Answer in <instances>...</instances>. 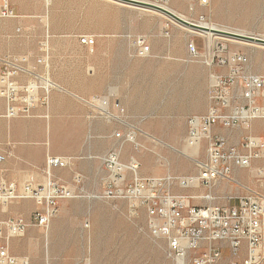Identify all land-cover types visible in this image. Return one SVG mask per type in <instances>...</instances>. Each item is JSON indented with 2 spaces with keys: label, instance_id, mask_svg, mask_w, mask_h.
<instances>
[{
  "label": "rangeland",
  "instance_id": "374dc122",
  "mask_svg": "<svg viewBox=\"0 0 264 264\" xmlns=\"http://www.w3.org/2000/svg\"><path fill=\"white\" fill-rule=\"evenodd\" d=\"M37 2L43 3L41 18L17 17L14 3L29 7ZM9 3L16 16L2 17L0 0V73L4 59L17 57L27 69L18 75L17 79H23L17 80L19 83L31 81L34 73L47 74L58 85H61L58 80L70 81L80 88V94L72 92L74 98L106 97L112 113V116L92 114L77 98L86 107L92 123L86 119L70 122L63 116L51 121L45 115L50 120L49 127L44 132L39 130V137L51 153L45 158L40 181L34 177L35 181L44 183L50 175L76 196L60 200L49 228H40L31 241L27 237L23 241L27 232L15 238L14 254L28 257L30 264H180L168 255L165 238L152 234L144 208L133 215L128 199L105 195L109 172L102 158L117 150L122 162L128 164L135 159L139 163L138 172L143 177L197 174L193 158H206L207 142L190 145L188 149V120L208 110L211 73L227 71V67L204 63L202 54L213 38L191 32L167 15L118 0H50L49 5L46 0H9ZM169 5L193 23L213 22L252 36L264 34V0H211L206 6L195 2L193 9L189 0H172ZM67 30L80 33H53ZM84 35L95 37L92 48L81 43ZM139 36L151 47L147 56L138 53L135 40ZM224 36L228 35L213 40L227 45L230 51L246 54L247 70L264 74L263 47L236 43L230 36L229 39ZM43 42L47 44V53L42 49ZM191 42L196 44L198 56L191 54ZM52 91L67 92L60 86ZM238 92L235 88L236 97ZM50 93L45 98L40 90L34 108L49 106ZM236 97L231 100L232 107L241 102ZM0 99L6 110L1 88ZM32 112L30 116L14 118L31 117ZM132 130L136 132L135 142L126 138ZM215 131L225 135L231 145L239 146L248 135L264 139V119H252L234 128L217 126ZM49 156L66 157L69 164L49 170ZM77 176H81L80 181ZM232 178L213 184L211 189L216 197L213 203L227 204L228 197L242 195L246 188L264 193V156L245 168L233 166ZM169 189L189 195H205L209 191L201 184L182 188L177 181ZM194 203L206 204L208 200ZM38 207L35 206L32 216ZM16 216L23 215L13 213L9 217ZM53 221H57L54 228ZM230 258L229 250H225L223 262Z\"/></svg>",
  "mask_w": 264,
  "mask_h": 264
},
{
  "label": "built area",
  "instance_id": "2783aa9c",
  "mask_svg": "<svg viewBox=\"0 0 264 264\" xmlns=\"http://www.w3.org/2000/svg\"><path fill=\"white\" fill-rule=\"evenodd\" d=\"M2 1L1 16L15 17L9 0ZM135 1L165 8L172 0ZM189 1L191 9L195 2L201 6L211 2ZM200 18L205 20L203 16ZM166 33L169 35L168 29ZM214 37L215 40L218 36ZM213 39L202 54L204 63L210 67H227V71L211 73L208 110L188 120L189 145L200 146L204 140L207 142L206 158H193L197 174L143 177L138 172L139 163L135 159L126 164L120 160V152L115 150L102 158V164L109 172L104 193L111 198L128 199L133 215L139 214L140 209L144 208L152 234L165 238L168 255L180 264H264V193L246 188L242 195L228 197L227 204H215L213 201L216 197L211 189L220 179L233 180V166L245 168L254 159L264 156L263 138L248 135L237 146L231 145L225 135L215 131L217 126L234 128L252 119H264V74L248 71L249 57L246 54L230 51L227 45L215 43ZM80 41L92 48L95 37L84 35ZM135 44L141 56L151 52L144 37H137ZM41 45L47 53V44L43 42ZM189 48L193 56H198L194 42L189 44ZM3 66L0 88L6 100L4 115L7 118L30 116L40 90L47 98L53 88L59 87L49 75L38 73H34L31 81L19 83L18 75L26 73L27 69L17 57L4 59ZM235 88L239 89L237 97ZM234 97L241 102L232 107L231 100ZM77 98L90 109V113L112 116L106 97L77 95ZM135 137L134 130L126 134L129 141L135 142ZM68 164V158L63 156L47 158L49 170ZM77 180L80 181L81 176H77ZM174 181L182 188H190L198 183L209 188V191L203 197L175 193L169 189ZM75 196L73 190L50 175L44 183H37L33 176L22 182L0 180V207L5 208L13 202L26 199L34 200L39 206L32 221L23 216L0 219V264H30L28 257L11 252V241L23 236L31 224L48 229L58 212L60 200ZM203 199H207L208 203H194ZM225 250L231 254L226 263L223 262Z\"/></svg>",
  "mask_w": 264,
  "mask_h": 264
},
{
  "label": "crops",
  "instance_id": "0c3cea01",
  "mask_svg": "<svg viewBox=\"0 0 264 264\" xmlns=\"http://www.w3.org/2000/svg\"><path fill=\"white\" fill-rule=\"evenodd\" d=\"M14 6L17 11V17L28 19L42 17V2L32 3L29 7H22L15 3ZM82 11L84 13L85 9L83 8ZM53 33L79 34L80 31L67 30ZM17 80L23 82L21 77ZM58 82L61 84L59 86L68 93L52 91L50 93L49 106H37L34 108L31 117L5 118L3 115L5 112V103L0 99V180L22 182L28 176H33L38 182L40 181L46 166L45 158L51 152L49 147L45 146V143L40 139L39 132H44L49 127L50 120H55L56 116H63L70 122L86 119V121L92 123L87 118L86 107L72 95V92H79L80 94V88L77 84L61 80H58ZM45 115H49L51 117H49L50 120L46 119ZM187 146L190 150V145ZM7 151H10L8 157L6 155ZM35 206L37 204L31 200L13 202L5 208L0 207V218H7L13 215V213H16L23 215L26 220L30 221ZM55 224H57V221H53V228ZM40 228L43 227L31 224L27 229L26 236L23 237V241L26 237L31 241L33 236L40 233ZM16 243L17 241L14 242V239L11 241V252L13 254L14 250L12 246Z\"/></svg>",
  "mask_w": 264,
  "mask_h": 264
},
{
  "label": "bare ground",
  "instance_id": "6f19581e",
  "mask_svg": "<svg viewBox=\"0 0 264 264\" xmlns=\"http://www.w3.org/2000/svg\"><path fill=\"white\" fill-rule=\"evenodd\" d=\"M122 2V1H121ZM50 3V0H46V4L49 5ZM124 4H128V5H131V6H134V7H138V8H142V9H145V10H151L154 11V12H158L162 15H166L164 14L163 12L159 11V10H156L154 8H150V7H146V6H142V5H137V4H133V3H129V2H123ZM166 9L170 10L171 12L175 13L176 15L180 16L181 18L185 19V20H189L190 18L187 17L185 14L181 13L180 11L176 10L174 7H172L171 5H167L165 6ZM157 13V14H158ZM159 14V15H160ZM168 16V15H167ZM165 17V16H164ZM170 17V16H169ZM175 20V19H174ZM177 21V20H176ZM195 21V20H194ZM180 23V22H179ZM195 23H197L198 25L202 26L203 28L205 29H196V28H193L191 26H188V29H190L191 32H199L201 33L202 35L204 36H207L210 40L212 38H214V36H222L220 35L219 33H216L214 32V30H226V31H233V30H228L227 27L226 29L224 27H222L221 25L217 24V23H213V22H201V21H195ZM187 29V30H188ZM198 30V31H197ZM233 32H237V33H242V34H245L247 32L245 31H242V30H236V31H233ZM224 37H228L229 39V36H224ZM260 37L262 39H264V34L263 35H260ZM234 42L236 43H240V44H253V46H259L260 47H263L264 48V43H260V42H256V41H249V40H246V39H239V38H235V37H231ZM212 41V40H211ZM186 154V153H185ZM189 155V154H188ZM171 176V175H170ZM198 184V183H196ZM198 197H203L204 195H196Z\"/></svg>",
  "mask_w": 264,
  "mask_h": 264
},
{
  "label": "water",
  "instance_id": "95a60500",
  "mask_svg": "<svg viewBox=\"0 0 264 264\" xmlns=\"http://www.w3.org/2000/svg\"><path fill=\"white\" fill-rule=\"evenodd\" d=\"M118 1L129 2V3H133V4H137V5L151 7V8H154L156 10L163 12L164 14H166V15L170 16L171 18L183 23L184 25H188V26H191V27L196 28V29H205L196 23H193V22H190L188 20L181 18L180 16L176 15L175 13H173L170 10H168L164 7H161V6H157V5L149 4V3H144V2H139V1H135V0H118ZM214 32H218L219 34L228 35L230 37H235V38H239V39H246L249 41H256V42L264 43V39H262L261 37L252 36V35H248V34H242V33L220 30V29L214 30Z\"/></svg>",
  "mask_w": 264,
  "mask_h": 264
}]
</instances>
